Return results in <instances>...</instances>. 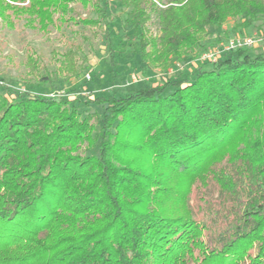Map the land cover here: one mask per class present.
Returning a JSON list of instances; mask_svg holds the SVG:
<instances>
[{
  "label": "trees",
  "instance_id": "16d2710c",
  "mask_svg": "<svg viewBox=\"0 0 264 264\" xmlns=\"http://www.w3.org/2000/svg\"><path fill=\"white\" fill-rule=\"evenodd\" d=\"M115 2L117 26L108 0H0V19L98 27L109 40L128 30L143 67L167 72L208 29L264 17V0ZM77 54L58 61L79 78ZM26 67L49 81L36 52ZM0 264H264V54L224 52L125 95L0 84Z\"/></svg>",
  "mask_w": 264,
  "mask_h": 264
},
{
  "label": "rangeland",
  "instance_id": "374dc122",
  "mask_svg": "<svg viewBox=\"0 0 264 264\" xmlns=\"http://www.w3.org/2000/svg\"><path fill=\"white\" fill-rule=\"evenodd\" d=\"M159 1L163 3L167 0ZM108 4L114 23L116 26L121 25L125 10L115 0H108ZM76 10L81 18L96 17L91 14L90 9L77 7ZM237 22L228 19L222 26L208 29L200 47L190 58L174 60L170 69L164 72L160 67L151 68L150 65L143 67L144 64L137 57L135 47L131 45L134 40L125 37L128 30L118 32L119 37L109 40L98 27L90 28L67 23L62 31L52 28L49 32L42 33L27 28L24 21H17L15 28H10L0 19V84L18 92L32 90L48 97L67 95L74 98L85 95L92 98L98 92L106 95H125L163 84L167 77L190 74L197 64L209 61L205 58L208 54L213 52L223 54V49L232 39L264 31V17L249 27L236 28ZM149 27L153 36L159 33L154 23L151 22ZM70 50L78 52L75 62L77 66H82L79 78L63 72L60 68L58 60ZM29 51L36 52L39 56L50 75L49 81L40 83L38 79L28 77L26 57ZM249 51L251 54H264V40ZM4 96L7 100L11 99L9 94L5 93ZM139 161H144V158ZM191 200L193 205L198 204L200 200L197 199V191L192 193Z\"/></svg>",
  "mask_w": 264,
  "mask_h": 264
},
{
  "label": "built area",
  "instance_id": "2783aa9c",
  "mask_svg": "<svg viewBox=\"0 0 264 264\" xmlns=\"http://www.w3.org/2000/svg\"><path fill=\"white\" fill-rule=\"evenodd\" d=\"M262 39L264 40V31H257L250 36L232 39L228 46L223 49V51L229 52L238 48H254L262 41ZM219 55L220 53L213 52L208 54L205 58L211 62H214L219 57ZM88 78H90L89 75Z\"/></svg>",
  "mask_w": 264,
  "mask_h": 264
}]
</instances>
